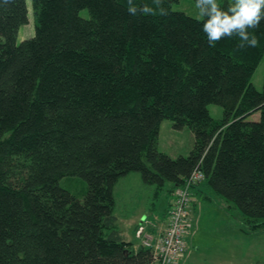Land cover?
I'll list each match as a JSON object with an SVG mask.
<instances>
[{
  "label": "trees",
  "instance_id": "trees-1",
  "mask_svg": "<svg viewBox=\"0 0 264 264\" xmlns=\"http://www.w3.org/2000/svg\"><path fill=\"white\" fill-rule=\"evenodd\" d=\"M176 3L133 16L127 0H32L35 36L17 44L27 2L0 0V264H152L117 225L115 189L132 173L154 206L198 169L200 185L264 229V86L252 84L264 21L258 47H211L204 18ZM165 120L193 132L188 157L159 151ZM67 177L87 182L83 199L61 187Z\"/></svg>",
  "mask_w": 264,
  "mask_h": 264
},
{
  "label": "rangeland",
  "instance_id": "rangeland-1",
  "mask_svg": "<svg viewBox=\"0 0 264 264\" xmlns=\"http://www.w3.org/2000/svg\"><path fill=\"white\" fill-rule=\"evenodd\" d=\"M225 0H219L221 4ZM29 8V23L21 27L17 36V44L35 36V24L32 9V0H26ZM196 0H179L173 5V10L181 12L194 19L202 20L195 8ZM83 18H88L87 10L81 12ZM252 84L261 92L264 86V59L256 69ZM209 113L214 120L224 119V109L218 105H209ZM260 113L253 114L249 120L258 121ZM195 143V137L189 127L181 130L174 128V123L165 120L161 125L159 151L169 155L172 159L188 157ZM61 187L79 199H83L88 191V184L78 177H67L61 180ZM117 200V214L132 213L139 208V213H146L150 218V229L159 228V218L165 209V204L158 207L157 214L152 212V201L148 188L144 186L141 176L132 173L124 177L115 189ZM151 199L150 201H148ZM168 204V203H167ZM166 204V206H167ZM212 208L198 213V222L189 241L192 251L186 256L189 264H264V229L253 231L245 225L242 217L235 209H228L224 202L211 204ZM231 206H234L231 204ZM155 208V207H154ZM205 208V207H204ZM234 208V207H233ZM150 211V212H149ZM231 223H227L226 217ZM166 228V226H165ZM164 228V229H165ZM164 229H161V233ZM196 234V235H195ZM142 243V241H141ZM185 256V257H186ZM182 261V260H181Z\"/></svg>",
  "mask_w": 264,
  "mask_h": 264
},
{
  "label": "clouds",
  "instance_id": "clouds-1",
  "mask_svg": "<svg viewBox=\"0 0 264 264\" xmlns=\"http://www.w3.org/2000/svg\"><path fill=\"white\" fill-rule=\"evenodd\" d=\"M164 2L165 0H152L150 6L140 5L136 0H127V10L133 16H168L169 8L163 6ZM195 8L199 16L204 18L202 31L209 46L215 47L226 38L237 39L238 49L259 46L255 30L264 21V0H229L226 8L219 0H196Z\"/></svg>",
  "mask_w": 264,
  "mask_h": 264
},
{
  "label": "built area",
  "instance_id": "built-area-1",
  "mask_svg": "<svg viewBox=\"0 0 264 264\" xmlns=\"http://www.w3.org/2000/svg\"><path fill=\"white\" fill-rule=\"evenodd\" d=\"M205 180V174L195 170L175 193L166 228L155 236L149 232L151 222L143 220L136 237L153 253L152 264H179L189 251V239L194 230L192 203L195 189ZM150 225V226H149Z\"/></svg>",
  "mask_w": 264,
  "mask_h": 264
},
{
  "label": "crops",
  "instance_id": "crops-1",
  "mask_svg": "<svg viewBox=\"0 0 264 264\" xmlns=\"http://www.w3.org/2000/svg\"><path fill=\"white\" fill-rule=\"evenodd\" d=\"M151 192H153L152 189L148 190V194L151 197ZM174 198V193L169 197V202L167 201V199H162L161 201H159V203L152 206V209L154 208V215L157 214L158 211V207L161 206L162 204H165V209L164 211L157 215L159 218V228L156 227L154 229H150L149 228V232L155 236L159 235L158 232H160L161 229H164L167 223V219H168V212L165 213V210H170V206L172 204ZM151 199H149L148 201H150ZM222 202L220 200V198L211 190V188L207 185V183H203L202 185H200L199 187H197L194 191V198H193V203H192V216L193 219L195 220V228L198 222V213L200 212V214L205 211V210H209L210 208H212L211 204H214L215 202ZM152 204V201H150ZM168 203V204H167ZM167 204V206H166ZM205 207V208H204ZM140 208V207H139ZM136 208L134 209V211L132 213H123L121 216H116L117 219V225L120 229L121 232V236L124 239L125 242L127 243H131L133 244L134 248L138 249L139 247L142 246L141 240H139L136 237V231L138 226L141 224V222H143V220L146 221H150V216L146 213H139L138 209ZM151 209V210H152ZM150 212V211H149ZM153 212V211H152ZM117 214V213H116ZM224 217H226L224 215ZM227 223H231L228 218L226 217ZM196 235V234H195ZM192 237V236H191ZM191 237L189 239V241L191 240ZM192 248H190L189 245V249L190 251H192ZM193 252V251H192ZM192 257L190 259L186 257H184L182 259V261L179 264H189V262H187L188 260H191ZM192 264V263H191Z\"/></svg>",
  "mask_w": 264,
  "mask_h": 264
}]
</instances>
